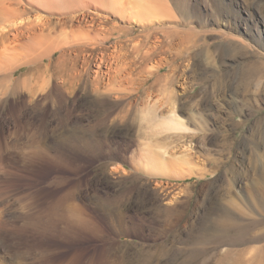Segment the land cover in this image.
<instances>
[{
  "label": "rangeland",
  "instance_id": "1",
  "mask_svg": "<svg viewBox=\"0 0 264 264\" xmlns=\"http://www.w3.org/2000/svg\"><path fill=\"white\" fill-rule=\"evenodd\" d=\"M38 1L0 4V264H263L209 234H264V0Z\"/></svg>",
  "mask_w": 264,
  "mask_h": 264
},
{
  "label": "bare ground",
  "instance_id": "2",
  "mask_svg": "<svg viewBox=\"0 0 264 264\" xmlns=\"http://www.w3.org/2000/svg\"><path fill=\"white\" fill-rule=\"evenodd\" d=\"M9 1V3L11 2V1H13V0H8ZM39 1H41V2H44L45 4H46V6H52V8H51V10L53 9V7L55 8V7H57V8H60V7H62V8H68V9H70V8H73L74 6H76L75 5V3H69V2H67L66 0H39ZM38 1V2H39ZM102 3H100V5H105L106 6V4L108 5L109 4V2H107L106 3V1L107 0H100ZM6 2H7V0H0V4L2 5V3H3V5H5L4 7L6 8V10L8 9V10H10V12H11V10H13V9H10V7L12 6H10L9 4H6ZM17 2V1H16ZM139 3V5L137 4V6L140 8V13L139 14H141V15H139V16H142V17H147V18H149L148 16H151L152 17V15L154 14V11H155V9H159V8H161L160 7V1L159 0H142V1H138ZM19 3H20V0H19ZM18 3V4H19ZM12 4V3H11ZM8 6H10V7H8ZM48 7V8H49ZM110 7V6H109ZM111 8V7H110ZM50 9V8H49ZM56 9V8H55ZM60 9H58V11H59ZM9 12V13H10ZM86 14V13H85ZM66 17V16H65ZM70 17V16H69ZM74 17H76V15H72L71 16V20H73L74 19ZM6 20V19H5ZM142 21V20H141ZM39 27H41V26H39ZM8 28V26H5V27H3L2 28V32H6V30L5 29H7ZM36 28V27H35ZM43 29V28H42ZM38 31V30H37ZM164 31V33L165 34H167L168 36H173V31H166V30H163ZM30 32V31H29ZM33 32V31H32ZM36 32V31H35ZM4 34V33H3ZM26 34V33H25ZM20 35V34H19ZM32 36V35H31ZM182 36V35H181ZM33 37V36H32ZM36 38V37H35ZM38 39V38H37ZM34 40V39H33ZM33 40L32 41H29V43L30 42H33ZM46 40V39H45ZM42 41H44V40H42ZM52 41V40H51ZM55 41V40H54ZM60 41H62V40H60ZM59 41V42H60ZM173 41V40H172ZM37 43L39 42V41H36ZM43 43V42H42ZM46 43V42H45ZM52 43H55V42H53L52 41ZM234 44V43H233ZM33 45H34V43H33ZM46 45V44H45ZM57 45V47L59 46V43L58 44H56ZM62 45V44H61ZM60 45V46H61ZM41 46H42V44H41ZM40 46V47H41ZM59 46V47H60ZM35 47H36V44H35ZM45 47V46H44ZM54 47V46H53ZM26 48H28V47H26ZM34 48V47H33ZM31 49V48H30ZM38 49V48H37ZM45 49V48H44ZM43 49V50H44ZM56 49H58V48H56ZM35 50H36V48H35ZM42 50V49H41ZM45 51V50H44ZM33 52V51H32ZM38 52V51H37ZM30 53V52H29ZM39 53V52H38ZM17 55H18V53H17ZM32 54H30V55H28L29 56V58H30V56H31ZM39 55V54H38ZM1 56V55H0ZM21 56V55H20ZM16 57V56H15ZM8 58H10V57H8ZM12 58V57H11ZM17 58V57H16ZM37 59V58H36ZM9 60V59H8ZM19 60V59H18ZM25 60H26V63H27V59H24V62H25ZM30 60H31V58L29 59V62H30ZM38 60V59H37ZM40 60V59H39ZM12 61H13V59H12ZM16 61V60H15ZM101 61H103V59H101ZM19 62V61H18ZM23 62V63H24ZM12 63V62H11ZM29 64V63H28ZM24 65V64H23ZM102 64H101V62H98L97 63V68H96V73L98 74V77H100L101 76V72H102ZM258 66V65H257ZM256 66V67H257ZM250 69V68H249ZM253 70H255V69H253ZM249 72V71H248ZM251 72V71H250ZM249 72V73H250ZM254 72V71H253ZM255 75V74H254ZM251 77V76H250ZM96 81H97V79H96ZM173 112H174V110H173ZM175 118V117H174ZM175 119H177V118H175ZM176 122H180V121H176ZM174 120H173V118H172V120L171 121H169L168 122V124H170L172 127H176V126H179V124H177ZM167 123V122H166ZM181 123V122H180ZM167 125V124H166ZM181 125V124H180ZM180 127V126H179ZM59 154V153H58ZM235 171V170H234ZM58 204V203H57ZM60 204V203H59ZM61 205V204H60ZM111 205V204H110ZM58 206V205H57ZM46 207V206H45ZM58 209H60V207H58ZM62 209V208H61ZM45 210V209H44ZM59 211V210H58ZM40 212V211H39ZM39 212H38V214H32L31 216L32 217H30V218H32V221H29L28 220V224L30 225V226H32V228L34 229V228H37V229H45V221H43V216H41V214H39ZM48 212V211H47ZM57 212V211H56ZM60 212H62L61 210H60ZM41 213V212H40ZM45 214V213H44ZM43 214V215H44ZM57 214V213H56ZM48 216V215H47ZM54 216H55V214H54ZM59 216V215H58ZM50 217H51V215H50ZM56 217V216H55ZM46 219V218H45ZM57 219V218H56ZM55 219V220H56ZM51 221V220H50ZM59 222V221H58ZM51 224V223H50ZM49 224V225H50ZM48 225V224H47ZM46 225V226H47ZM55 225H57V223L55 224ZM52 226V225H51ZM53 226H54V224H53ZM58 226H59V224H58ZM48 228V227H47ZM56 229V228H55ZM35 230V229H34ZM249 230L247 229V228H241V226L239 225V224H237V223H235V222H233L232 220H230V219H223V218H220L219 220H217L216 222H215V230L213 231V232H211L210 234H209V237H210V239L212 240V241H214V242H216L217 244H220V243H234V242H239V241H252L254 238H263V236H264V234L263 235H260V236H252L249 232H248ZM215 243V244H216ZM216 244V245H217ZM41 254V253H40ZM45 258V257H44ZM109 260V259H108ZM106 260L105 262H102V264H117V262L115 263V262H113V261H111V260ZM78 261V260H77ZM91 261V260H90ZM263 264H264V255H263ZM70 262H73L72 260L71 261H69V263ZM79 262H80V260H79ZM78 262V263H79ZM89 262V261H88ZM87 262V264H89ZM92 262V261H91ZM71 264V263H70ZM75 264V263H74Z\"/></svg>",
  "mask_w": 264,
  "mask_h": 264
}]
</instances>
